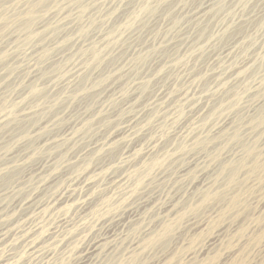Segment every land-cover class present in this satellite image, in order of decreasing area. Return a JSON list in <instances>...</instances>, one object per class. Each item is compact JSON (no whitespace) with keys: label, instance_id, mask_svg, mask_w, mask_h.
I'll list each match as a JSON object with an SVG mask.
<instances>
[{"label":"bare ground","instance_id":"obj_1","mask_svg":"<svg viewBox=\"0 0 264 264\" xmlns=\"http://www.w3.org/2000/svg\"><path fill=\"white\" fill-rule=\"evenodd\" d=\"M84 1L87 2L86 0H84ZM125 1H127V0H125ZM132 1L133 0H131L130 2H132ZM161 1L164 2L165 0H141V2L139 0L138 2H140V3L137 4L138 5L137 9H139V11L151 14V13H153L154 10H156L155 8L157 7V5H160ZM226 1L227 0H204L202 2L200 1L201 3H199V5L197 7L195 6L194 9H190V10L187 9L188 11H186V9L184 11L181 8L179 9V12L184 15V17H183L185 19L184 23H187V26L185 28L176 30V31H182L181 39L171 37V39L169 40V37H168L169 41L167 40L166 44L164 43L166 46H169L170 50L173 49L175 51V52H173L171 58H168L167 60L161 62V60H159V58H157L158 51H156L154 49V47H151L152 45L147 44L143 48L138 47L140 49H137V47L135 45L140 41H138L135 45H132L130 47L129 46L125 47L126 44L124 45V43H121L119 45V43H120L119 42V43H117V45H114L112 47L110 54H113L114 52H118L119 50H122V49H123V51L125 49H129V56L126 55V57L124 59L123 58L118 59L119 57L116 59V57L118 55L108 57L109 58L108 60L110 61L109 62L107 60L108 63H110L109 68L107 69V71H105V73H102L99 76H97L96 72H95L94 74L97 77H95V76L93 77V72L95 70H97L98 66L103 62L104 56H105L104 54H102L99 51V49H97V47H99V46L102 47V42H103L104 38L100 32L99 33L96 32L95 34L94 33L92 34L90 39H88V36H87L88 40L83 39L82 36L87 35V30H86L87 27L84 29V28H81L82 26L80 28H76L74 26L76 29L71 28L72 30L69 29V30L63 32V35H61V37L59 35V38H57L55 42L53 40H51L52 42H48L46 45L43 44L44 45V46H42L43 55H40V58L38 60L36 58V60H37L36 62L34 61L35 58L33 60H31L32 57H36V56H32V54H35V52L31 54V58L29 57L30 54L28 55V51H24L23 54H20V52H19V54H12L10 57V55H8V54H10V53H8L9 51L7 52V50L4 47H3L4 49L1 47L2 43L0 41V64H1V69H0V95H1V99H0V180L3 179L4 177L9 176L8 180L5 181L4 184L0 185V264H123L124 261L127 259H129L128 260L129 262L127 261L128 264H139L142 262L141 259L144 256H146L150 251L153 250V247L155 244H157L158 242H161V240L164 239L165 237H168L169 234L170 235L172 234V232L174 230L173 226L175 227V225L178 221V220L175 221L172 217L175 218L176 215L174 216V214L179 213L178 212V205H179L180 201L185 196H187L188 192L191 191V194H197L200 191L201 194L198 193V194H200L199 199H200L201 203H203V204H205L209 200H212L213 198H218V197L223 198L225 196L224 198L225 199L228 198V199H226L228 201H227V205L224 206V209L222 208L223 210H220L222 212V214L226 209L233 208L236 206L237 202L240 200V198H242V194L240 193L241 190H239V193H238V192L232 191V190H234V188L232 190H230L229 187L230 186H232V187L236 186L237 185L236 183L238 181H240V180L237 181L238 174L245 173V175L249 177L251 174L259 173L258 172L259 170L264 171V155H261V153L259 152L260 150L257 151V148H256L257 146H255V144L257 142L254 143L251 141L252 143H250V144H248V143L242 144V143H240L241 140L239 141V139L241 137V136L239 137V135H240L239 132L240 131L242 132V130L239 131V129L243 125L242 124L243 119L241 117L240 118L237 117L238 119H234V117H233L234 114L232 116H231V114H226V116L220 117L222 119L215 122L207 131L208 135H210V137H213L214 139L219 138V136H218L219 134H223L224 138H222V139L224 140V147L225 146L228 147V145L231 142L233 144L235 143L234 145H236L237 143H238V145L240 144L242 154L239 155V153H237L239 155V156L237 155L239 158L235 157L236 158V160H235V159H233L234 158L233 155H232V157L229 155V157H231L233 160H231V158H230V160L227 162L226 161L222 162V160L219 161L218 158H220L219 156L223 152L222 149H224V148L218 149L214 154L212 153V151L210 154H208V152L205 154L204 153H202V154H191V155L186 154V156L184 157L185 160L180 162L177 165V167L174 168L173 173L171 172V174L173 175V178L171 176H168V175L165 176L164 174L166 173V171L165 172L162 171V169H164L163 167L165 165V162L171 157V155H169V151L175 150V149L180 151L181 148H183L187 144V142L190 141L191 139L197 140L195 143L193 142L194 143L193 148H196V150L198 149V151H205L206 150V148L208 147L207 145H209V143H210L209 140L199 138L194 133L195 131L193 132V128L196 125L197 119H199L200 121H206L208 118L216 116L218 114V110H219V107H217V106H212V107L208 106V101L210 99L207 97H210V95L215 97V95L217 94L216 91H213V93L215 92L216 94L211 93L212 92L211 88L207 89L206 94H202V93L195 94L194 91H191L192 89L195 88L194 83L189 84V87L191 88L190 89L189 87L186 88V86L185 87H183V86L179 87L180 84L182 83L181 82L179 84V86L176 89H174V84L178 83V81L180 80V77L182 75H184L182 73L184 71H182V69L180 67V62L184 61V59H185L184 55L186 54V52H188L190 50L191 46L193 45L192 47L194 48L195 46H198L200 44L204 45V48L199 53H195L194 55L196 56L197 59L200 58L201 56H204V55L207 56V59L209 58L207 65H205V66H207V70H206L205 74L208 76V78L210 77L209 81L213 82V86L214 87L216 86L215 88L220 89L219 93L221 91H223L221 96H223V95L225 96V94L230 95V96L229 95L228 96L232 99V103L230 104L231 106H229V107H232V108H233V106H235V103H236L237 97H238V89H236V85L239 84L243 79V78H239V77H242L245 75V73L247 72L246 69H248L247 67L249 66V68H250V65L252 63L254 64V59L259 55V52L253 51L252 55H249V56L246 55L247 57H244L242 55V57L240 58L238 55L246 52L248 50V48L250 47L252 41L250 42V39H247V36H248L247 33H246L247 35L242 34V35L236 36L239 33V31H238V33L235 32L236 35H234L232 33V31L234 32L238 28H241V26H243V24H249V22L253 21L254 19H259L260 14L264 11V0H252L253 1L252 4H254V6H253L254 9L250 10L249 7H247L250 10V12H246L247 15L244 14L241 17L238 16L239 17L238 19L235 18V22H233L231 25L218 24L217 23L218 21H214V18L216 17V14L221 9L224 10L225 6L227 5ZM241 1H238V3ZM89 2L87 4H89ZM119 2H118V4H119ZM25 3L26 2H24V4ZM53 3H55V2L53 1L51 3L49 0H33L32 6L28 3L27 8L25 6L26 9H24V12H20V13L18 12L17 16H20L22 18V21H23V23H21L20 25H22V27H23L21 29H23V31H24L23 35L25 36V41L30 42L32 39H35V38L42 39L43 34L45 32L47 33L50 31V29H49L50 27L52 28L51 32H53L54 34L58 33L59 31L61 32V30H58L59 29L58 26L52 27V24H54V23H52V24L49 22L48 23H41L42 21L39 23V21L41 20L40 17L42 16V14L44 13L43 16L46 17L45 15H47V13L52 9V7H54V5L52 6ZM93 3L94 2H92V4ZM121 3H120V5H121ZM245 3H248V2H244V4ZM22 4L19 3L20 6ZM60 4H61V1L59 3V6H56L57 5L56 4L55 7H60ZM109 4H111V3H109ZM115 4L116 3H114V5ZM125 4L126 3H124V5ZM128 4H130V3H128ZM239 4H241V3H239ZM250 4H251V2H250ZM78 5H80V4H78ZM78 5H77V7H78ZM132 5H133V3H132ZM163 5H165V4H163ZM168 5H169V3H168ZM104 6H105V4H104ZM117 6H119V5H117ZM129 6H131V5H129ZM23 7H24V5H23ZM23 7H21V8H23ZM121 7H123V6H121ZM131 7H129V8H131ZM177 7H178V2L176 4V6L173 7L174 9H172V10L173 11L176 10ZM239 7H240V5H239ZM18 9L16 8V10H18ZM56 9H58V8H56ZM66 9H67V7H66ZM20 10L21 9H19V11ZM61 10L59 9L58 11H61ZM68 10H70L69 6H68ZM101 10H102V8H101ZM118 10H119V8H118ZM122 10H124V9H122ZM131 10H132V8L130 9V11ZM163 10H166V9H163ZM236 10L237 9H235V11ZM240 10H241V8H240ZM109 11H111V9ZM126 11H129V10L126 9L125 12ZM139 11H137V12H139ZM229 11H231V10H229ZM235 11L234 12L232 11V12L236 13L237 11L236 12ZM238 11H239V9H238ZM3 12H6V11L1 10V12H0V31L2 29L4 30V28H8V30H10L9 29L10 26H8V24L10 23L11 18H9L10 20H8V17H7L8 15L5 16L6 13L4 15V14H2ZM121 12H123V11H121ZM134 12H133V14H134ZM166 12H168V15H170V10H167ZM174 12H176V11H174ZM50 13H51V11H50ZM52 13H54L53 9H52ZM111 13H112V11H111ZM129 13L130 12H128V14ZM154 13H156V11ZM230 13L231 12H229L228 14H230ZM113 14H114V12H113ZM160 14H162V12ZM92 15H94V14H92ZM118 15H120V14H118ZM154 15H156V14H154ZM221 15H223V14H221ZM48 16H50V15H48ZM53 16H55V15H53ZM69 16H70V14H69ZM90 16H87V18H89ZM114 16H113V18H114ZM135 16H137V15H135ZM82 17H81V19H82ZM104 17H103V20L104 19L106 20V16H104ZM227 17H229V16H227ZM261 17H262V15H261ZM15 18H18V17H15ZM21 18H19V19H21ZM39 18H40V20H38ZM48 18H50V17H48ZM74 18H76V17H74ZM118 18H117L118 21L122 19V18L121 19H118ZM132 18H131V20H132ZM170 18H169V20H170ZM232 18H234V17H232ZM62 19H66V17L64 18V16H63ZM69 19H70V17H69ZM125 19H126V21H129V20H127V18H125ZM162 19H163V16H162ZM205 19H208V20L206 21ZM223 19H226V18H223ZM16 20H18V19H16ZM43 20H45V19L43 18ZM72 20H75V23H77L76 19H72ZM117 20H115V21H117ZM220 20H222V18ZM227 20H229V18ZM14 21H15V19H14ZM85 21H87V19ZM136 21H138V20L136 19ZM171 21L175 26H177V25L181 24V22H183L182 17L179 14L178 15L173 14ZM37 22H38V24H37ZM54 22H56V20ZM60 22H61V20H60ZM66 22H65V24H66ZM111 22H113V21H111ZM111 22H109V23H111ZM150 22H151V20H150ZM262 22H264V21L262 20ZM98 23H100V21ZM109 23H107V26ZM252 23H254V22H252ZM67 24H69V22ZM86 24H87V22H86ZM101 24H102V22H101ZM104 24L106 25L105 22H104ZM115 24H113V25H115ZM158 24H160V23H158ZM158 24L157 25L152 24V25H154V27H155V26H158ZM73 25H74V23H73ZM90 25L92 26V24H90ZM117 25L118 24H116V27H117ZM239 25H241V26L237 27ZM17 26H16V28H17ZM110 26L109 27L111 28V31H112V29H114V28L111 24H110ZM99 27H98V29H99ZM166 27H167V25H166ZM180 27L178 26V28H180ZM244 27H246V26H244ZM251 27H253V26H251ZM251 27H249V28L251 29ZM259 27H260V25L258 26V28ZM68 28H70V27H68ZM105 28H106V26H105ZM130 28H132V27H130ZM116 29L118 31V28H116ZM247 29H248V27H247ZM247 29H246V31H247ZM3 30H2V32H3ZM11 30H13V29H11ZM156 30L157 29H155V31ZM260 30H262V29L260 28ZM89 31H90V29H89ZM93 31L94 30H92L91 32H93ZM166 31H164V33ZM10 32H12V31H10ZM136 32H139V31H136ZM153 32H154V29H153ZM190 32H194V35H192V36L196 37L195 38L196 42L195 41L190 42L189 41L190 38L185 37V35H190ZM120 33H121V31H120ZM148 33H149V31H148ZM159 33H162V32L159 31ZM227 33H229V35H231V33H232L236 37H234V38L232 37L233 39L228 37L229 39H231V40H229L230 41L229 44L227 43L228 44L227 46L223 47L220 51H217L216 48L214 47V46H216V45H214L216 43L213 44V42L218 38L219 35L224 34L221 37V38H224V36ZM68 34H70V35L68 36ZM170 34H172V33H170ZM260 34H259V36L262 37L263 33H262V35H260ZM115 35H116V33H115ZM161 35H164V34H161ZM229 35H227V36H229ZM0 36H2V35H0ZM3 36H4V34H3ZM46 36H48V35H46ZM78 36H79V38H78ZM107 36H109V35H107ZM107 36L105 38H107ZM143 36H144V34H143ZM143 36L141 35L140 37H143ZM5 37H6V35H5ZM76 37L78 39H81V41H80L81 43H80L79 47L76 45V47H78L76 50H73L71 47L66 52L55 54L54 49L56 48V50H57V47H59L61 44L62 45H67V44L70 45V43L71 44L77 43L79 40ZM114 37H116V36H114ZM128 37H130V36H128ZM12 38H9V39H12ZM44 38H46V37H44ZM160 38H162V37H160ZM254 38H255V36H254ZM38 39H35V41L38 42ZM50 39H52V38H50ZM7 40H8V38H7ZM152 40H154V39H152ZM217 40H219V39H217ZM255 40H256V38H255ZM25 41H24V44H25ZM122 41H124V40L122 39ZM142 41H143V39H142ZM151 41H150V43H151ZM261 41H263V40L261 39ZM132 42H131V44H132ZM18 43H20V42H18ZM156 43H159V42H156ZM106 44H108V41H106ZM106 44L104 43V46ZM140 44H141V42H140ZM224 44L226 45V42ZM2 45H4V44H2ZM6 45H8V44L6 43ZM156 45H158V44H156ZM8 46H6V47L8 48ZM15 46L19 48V46H17L16 44H15ZM29 46H30V44H29ZM29 46H27V49ZM138 46H139V44H138ZM16 47H14V48H16ZM34 47H36V46L34 45ZM212 47H213V49H212ZM18 48L16 50H18ZM73 48H74V46H73ZM120 48H122V49H120ZM148 48H149V50H148ZM32 49H35V48H32ZM261 49H263V52H262L263 54H261V55H264V44L261 46ZM58 51L59 50H57V52ZM85 51L89 52L88 57L91 59V61L88 64L83 63L85 65V70H86L84 73V66L81 63H79V61L77 59L72 60V57L76 53L85 54ZM143 51H144V53H142ZM32 52H33V50H32ZM248 52L249 51H247V53ZM217 53H219V54H217ZM260 53H261V51H260ZM167 55H166V57H167ZM122 56H123V54H122ZM187 56H188V54H187ZM86 58H87V54H86ZM235 58L239 59L240 61L237 62ZM259 58H260V56H259ZM111 59L112 60L116 59V60L112 61ZM162 59H163V57H162ZM197 59H195V61H197ZM202 59H205V58H202ZM159 61L161 63H159ZM132 62H133V64L136 63L137 66H139V65L143 66V68H144L143 73H139L137 75L135 74L133 76L132 75H130V76L126 75L127 77L123 76V73L124 72L126 73V71L130 69L128 65H131ZM201 62H203V61H201ZM189 64H191V63L189 62ZM198 64H199V62H198ZM255 66H256V64H255ZM106 67H104V68H106ZM102 68H103V66H102ZM173 68H176V70H178V75L176 73L173 74L174 72L172 73V71H170ZM203 68L204 67H202L200 69L203 70ZM62 69H63V74L60 72V71H62ZM138 69L139 68L137 67L136 71L135 70L134 71L137 72ZM202 70H200V72H198V73L195 72V70H194V72L199 74V73H201ZM196 71H197V69H196ZM100 72H102V71H100ZM194 72H191V73L194 74ZM251 72L252 71H250L249 74H251ZM15 73H16V75L14 76ZM167 74H168V78H167L166 82L171 84L172 87H170V85H169V86H166V87H168V89L167 88L162 89L163 84H161L160 80L163 77H166ZM200 75H198V76H200ZM206 75L204 76V74H203L202 76L207 78ZM261 75H262V73H261ZM114 77H115V79L120 80L123 83L122 87L120 86L121 88H117L115 86L116 87L115 89H117V90L112 89L111 86L113 84L109 83L114 79ZM193 77H195V76H193ZM247 77H248V75H247ZM260 78H258V79H260ZM80 79L84 81L83 84H81L80 82L78 84V80H80ZM151 82H153L155 84H158L160 82V85H158L154 90L152 89V92L150 90L151 93L145 99L141 98L140 95H144L143 91L146 88H150L149 84H151ZM203 82L204 81H202V83ZM256 83L259 84V82H256ZM118 84L120 85L121 83H118ZM197 84H199V82ZM202 85H203V87L205 86L204 83ZM151 86H152V84H151ZM203 87H202V89H204ZM196 88H197V85H196ZM200 89H201V87H200ZM242 90H243V88H242ZM251 91H252V89L250 90V92ZM89 92H91V93L93 92L95 94V96L92 95V99L93 98L94 99L92 100L91 103L85 104L86 106H83V108H81V110L79 109V111H77V112L76 111L74 112V110L73 111L69 110V108L71 107V104L74 103L75 100L76 101L79 100L78 98H81V96H83L85 94H89ZM263 92L264 91H262V93ZM7 93H8V95H7ZM28 95L32 96V97H41L44 99V100H42V101H44V103L38 102L37 104L36 103L33 104V102L32 103L29 102L30 99L26 101L25 97ZM145 95H147V93ZM221 96H219V97H221ZM248 96H250V95H248ZM219 97H217V98H219ZM223 97L220 98L219 100L216 98V100L219 101L218 102L219 105L226 103L224 101ZM250 98H252V97L250 96ZM250 98H246V99H250ZM258 98H259V95L256 94V98H254L253 103H251L252 106L254 105L255 108L258 109V110L255 109L257 111V113L255 112L256 114L254 116L252 115L254 118L251 116L252 119L250 120V124L251 125L253 124L254 125V126L252 125L253 127H255L256 125L262 124L261 122L264 119V104L261 105V103L263 102L264 99L263 98L258 99ZM216 100H215V102H216ZM243 102H244V100H243ZM84 103H83V105H84ZM6 104H9L8 106H10V109L8 108V106H6ZM236 104H238V103H236ZM244 104H245V102H244ZM60 107H61V109H60ZM184 107H186L189 110L190 114L189 115L185 114L186 116H189V117H186V116L183 117L182 116L183 118L181 117V119L178 122L173 120L172 117L175 116L174 114L177 112H182ZM242 107L240 106V108H242ZM77 108H79V107H77ZM247 109H248V106H247L246 110ZM236 110H238V109H236ZM242 110H243V108H242ZM243 111H245V109ZM253 112H254V110H253ZM233 113H235V112H233ZM239 114L240 113L238 112V115ZM248 115H246V113H244L243 116L248 117ZM170 118L172 120H169ZM62 122L65 123V125L63 127L60 126ZM167 123H169L170 126L167 127V125H166ZM98 124H101L103 126H107V128H108L109 124L111 126H110V129L108 128V130H106L107 132L103 136H99V133H101L102 131L100 132V128H99V126H97ZM201 124H202V122H201ZM148 126L151 128H154L155 134L157 133L156 136L152 137L151 134H147L148 131L146 130V127H148ZM198 126H199V124H198ZM204 127H206V126H204ZM230 127H231V129H229V131L230 130L231 131L225 132V131H227L226 129H228ZM245 127H246V125H245ZM247 127H249V125ZM259 127H261V126H259ZM247 130H249V128ZM259 130L261 131V128ZM197 131H199V130H197ZM204 131H205V129H204ZM223 131H224V133H221ZM260 131H257V132H260ZM189 132H190V134H189ZM150 133H154V132L150 131ZM202 133H203V131H202ZM242 133H244V131ZM246 133H248V131ZM253 133H254V131H253ZM246 136H247V134H246ZM220 138H221V135H220ZM249 139L251 140V138H249ZM211 140L212 139H210V141ZM254 141H257V140H254ZM259 141H260V139H259ZM261 141H262V139H261ZM166 143H169V145H170L169 149L166 148V146H165ZM222 144H223V142H222ZM262 144H264V143H262ZM211 145H213V144L211 143ZM260 146H261V144H260ZM209 147H210V145H209ZM215 147H217V146H215ZM210 149L212 150V148H210ZM238 149H240V148H238ZM258 149H260V148H258ZM115 150H116L115 156L113 155L114 153L112 154L113 158H111L110 160L108 159V161H104L101 164H97L98 161L101 162L106 157L110 158V156H108L109 153H111L112 151H115ZM228 150L229 149H227L226 151H228ZM241 150H238V151H241ZM182 152H183V149H182ZM234 152L235 151H233V153ZM221 155H223V154H221ZM36 156L38 157L39 162L36 165H34V167H33V165H30V160L35 158ZM227 158H228V156H227ZM172 160H170V161H172ZM248 160H250L251 164H248V162H247ZM214 161H218L219 165H220L219 170H217L218 172L216 171L217 172L216 174L214 172L211 173L213 170L211 172H210V170H207L208 165H209L208 162H214ZM93 163H96V164H93ZM173 167H172V169H173ZM216 167L217 166H215V168ZM207 171L210 172V175H212V176L210 177V175H209L208 178H210V179L205 178V180L210 182L211 185L208 182H205V181H202L199 179V176H201V178L204 179ZM225 171H226V173L228 172L229 174H227V177H225L226 182H224L223 185L220 184L221 190H218L219 188L217 189L215 186L218 183V181H220L221 176L222 177L226 176V175H223V174H225ZM242 178L245 179V176H243ZM222 182H223V180L221 181V183ZM246 182L250 183L251 180H250V182H248V181H246ZM257 183H256V185H258ZM259 183H261V182H259ZM244 184H245V181H242V183L240 185H238L237 188L235 187V189H236L235 191H237L239 188L241 189V188L245 187ZM261 184H263V183H261ZM217 185H219V184H217ZM253 185H255V183ZM158 186H161L162 189H160L158 191V193L155 194V192H157L156 188ZM261 186L263 187V185H261ZM249 187H251V186H249ZM146 188H151V190L149 189L150 191L148 192V189H146ZM246 188H247V186H246ZM142 189H146L150 195H147V193L145 194L146 196H144L143 194H140L142 192H145V190L143 191ZM172 190H173V192H175L174 194L170 192ZM242 190H244V189H242ZM245 191H243V192H245ZM253 191L254 190L252 189V192ZM169 193H171L173 195H172V197H170L169 199L166 200L167 196L170 195ZM229 193H231L230 197L228 195ZM246 193H248V191H246ZM263 193L264 192L262 191V194ZM244 194H243V197H246L247 195L244 196ZM257 194L259 195V193H257ZM139 195H141V196L137 197ZM157 195H159V197ZM251 195H252V197H251V199H252L253 194L251 193ZM191 196H193V195H191ZM191 196H189L187 198V200L185 201V203L182 204V206H183V207L181 206L182 210H187L188 208H189V210L192 209L191 204L193 203V201H192V203L190 201L193 200L194 198ZM254 196H256V195H254ZM259 196H261V194ZM262 198H263V196H262ZM184 199H186V197ZM197 200H198V198H197ZM182 202H184V201H182ZM210 203H212V202L210 201ZM242 203H243V201H242ZM243 204H245V203H243ZM249 204H251V203H249ZM249 204L246 206H250ZM241 205H240V207H241ZM254 205H255V203H254ZM259 205H261L260 199H259ZM196 207L198 208V207H200V205L196 206ZM196 207H195V209H196ZM216 207L217 206H215V208ZM219 207L220 206H218V208ZM236 207H238V206H236ZM242 207H243V205H242ZM253 208H254V206H253ZM220 209H221V207H220ZM247 209H249V207H247ZM215 211H216V209H215ZM215 211H214V213H215ZM235 211H239V209L234 210V212ZM249 211H250V209H249ZM183 212L187 213V211H183ZM183 212H181V215L183 214ZM192 212H193V210H192ZM218 212L219 211L217 210V213ZM218 214H220V213H218ZM222 214H220V216ZM232 214H234V213H232ZM257 214L260 215L259 213H257ZM177 215H179V214H177ZM181 215H179V216H181ZM209 215H210V213H209ZM212 215L213 214H211L210 216H212ZM258 215H257V217H259ZM122 216L125 217V220H122ZM191 216H192V214H191ZM213 216H215V215H213ZM252 216H254V215H252ZM154 217H156L155 221H153V222H155V224L153 223L152 225H154V226L158 225V228H156V229H153V227L150 226V224H149V223H152L149 221V219H153ZM182 217H184V216L182 215ZM203 217H201V218H203ZM250 217H249V219H250ZM206 218H208V217H206ZM171 219H172V221L174 220L175 222L170 221ZM183 219H187V218L184 217ZM195 219H196V217H195ZM218 219L219 218L217 217V220ZM246 219H247V217H246ZM251 219H252V217H251ZM242 220H245V219H242ZM191 221H192V219H191ZM216 221H215V223H216ZM220 221L222 222V220H220ZM226 221H227V219H226ZM228 221H229V223L231 222L230 220H228ZM228 221H227V223H228ZM170 222H172L174 224L172 225ZM180 222L181 221H179L178 223H180ZM187 222H188V220H187ZM195 222H196V220H195ZM243 222H241V223H243ZM121 223H122V225H121ZM250 223L251 222H249V225H250ZM187 224H189V223H187ZM191 224H193V223H191ZM212 224H213V222L211 223V225ZM220 224H222V223H220ZM258 224H257V226H259ZM116 225L122 226L121 229L119 228L120 230L115 231L116 229L114 226H116ZM206 225H208L206 220L204 221V220L199 219L198 223L196 222L192 226H190L191 228L190 227L188 228L189 233L191 231L190 236L191 235L194 236V234L200 235V233H198V232L202 233V230H204V228H206ZM217 225H219V224H217ZM224 225H225V222H224ZM246 225L248 227V224H245V226ZM253 225L255 226V222ZM261 225H263V224L261 223ZM112 226L115 230L112 228ZM149 226H150V228L152 227L153 230L149 229ZM219 226H221V225H219ZM245 226L243 224H241V225L237 226L236 228H233L232 230H231L232 225L229 226V224L227 226H224V227L222 225L220 229L215 227L219 231L213 230L216 233L212 232L213 233L212 238H209L207 241H205L203 246L200 245L199 250L190 253L191 249L190 250L188 249L189 251L184 249V252L186 250L188 253L185 252L187 254H185L183 257H179L180 253H178V251H174V249H173L171 252V250H169L170 254L166 255L164 253L165 256H162V257H161V255H159L161 258L154 264H179L181 262H183L184 264H199L198 262L203 261V260H204L203 262H205V258L210 257V254H212L213 252L216 253L218 250H221L220 248L223 247L224 245H227V244L230 245L229 243L225 244L226 239H224L226 232L229 231V229H230V231L235 232L236 234L238 232V235L240 234L239 238L242 239V236L244 234L243 231L246 232V230H244V229H246V228H244ZM249 228H250V226H249ZM252 228H250V229H252ZM255 228H256V226H255ZM256 229H258V228H256ZM208 230H209V228H208ZM138 232H140L141 234H139ZM203 232H205V231H203ZM136 233H138V234L135 235ZM179 233H181V232H179ZM212 233H209V234L212 235ZM229 233L230 232H228L227 235ZM184 234H186V233L184 232ZM173 235H174V232H173ZM177 235L178 234H176V236ZM187 235H188V233H187ZM227 235H226V237H227ZM252 235H253V232H252ZM193 236H191V237H193ZM232 236H234V235H232ZM263 236H264V233H263ZM230 237H231V234H230ZM230 237H228L227 239H229ZM247 238H248V236H247ZM192 239H190V240H192ZM249 239H248V241H249ZM233 240L230 239V241H233ZM180 241H181V239H179L178 246L180 244ZM185 241H187V240H185ZM235 241H236V239H235ZM184 242H182V243L184 244ZM226 242H227V240H226ZM262 243H263V241H262ZM192 244H194V243H192ZM238 244H235V245H238ZM176 245L177 244H175V246ZM240 245H238L237 247H239ZM244 245L245 244H243L242 246L244 247ZM175 246H173V247H175ZM246 246H247V244H246ZM256 246H257V244H256ZM182 247L184 248V246H182ZM182 247L180 246V247H178V249L182 248ZM194 247H195V244H194ZM232 247H234V245ZM185 248H186V246H185ZM187 248H191V247L189 246ZM229 248H231V247H229ZM192 249H193V246H192ZM226 250H229V249H226ZM226 250H224V251H226ZM238 251H240V250H238ZM165 252L167 253V251H165ZM233 252H236V251L234 250ZM181 253H182V251H181ZM219 253H220V251H219ZM228 253H232V252L230 251ZM236 254H238V253H236ZM254 254H256V253L254 252ZM162 255H163V253H162ZM222 255H224V254H222ZM159 256H158V258H159ZM219 256H220V254H219ZM230 257H232V256L230 255ZM226 258H229V257H225L224 259H226ZM260 258H262V257H260ZM221 262H223V261H221ZM229 263H231V262H229ZM143 264H145V263H143ZM203 264H205V263H203ZM225 264H227V262ZM253 264H264V261L261 260L257 263L255 261V263H253Z\"/></svg>","mask_w":264,"mask_h":264},{"label":"rangeland","instance_id":"obj_2","mask_svg":"<svg viewBox=\"0 0 264 264\" xmlns=\"http://www.w3.org/2000/svg\"><path fill=\"white\" fill-rule=\"evenodd\" d=\"M51 3L54 1L55 3H53L52 4V6L54 5V7H52V9H53V12L54 13H52V9L50 10L51 11V13H50V11L47 13V15H45L46 17H44L43 15H44V13L42 14V16L40 17L41 18V20H40V18L38 19V20H40L39 21V23L41 22V23H54V24H52V27H54V26H58V30H61V32L59 31L58 33H53V32H51V27L49 28L50 29V31L49 32H45L44 34H43V38L42 39H38V38H35V39H38V42L37 41H35V39H32L30 42H28V41H25V36L23 35L24 33V31H23V29H21V28H23L22 27V25H20L21 23H23V21H22V18L20 17V16H17L18 15V12L20 13V12H24V9H26L27 8V6H28V3L32 6V2H33V0H0V12H1V10H4V11H6V12H3L2 14H4L5 15V13H6V15L5 16H7L8 17V20H10L9 18H11V20H10V23L8 24V26H10L9 27V29L10 30H8V28H4V30H3V32H2V30L0 31V35H2V36H0V41H1V43L2 44H4V45H2L1 44V47L3 48H5L6 50H7V52L8 53H10V54H8V55H10V57H11V55L12 54H19V52H20V54H23V52L24 51H28V55L30 54V58H31V54L32 53H34L35 52V54H32V56H36V57H32V59L31 60H33L34 58V61L36 62L39 58H40V55H43V52H42V46H44V45H46L48 42H52L51 40H53L54 42L56 41V39L57 38H59V35H60V37H61V35H63V32H65V31H67V30H72L73 28L74 29H76V28H80L81 26V28H86V30H87V35L86 36H82V38L83 39H87V36H88V39H90V37L92 36V34L94 33H96V32H100L101 34H102V36H103V38H104V40H103V42H102V47L101 46H99V47H97V49H99V51L102 53V54H104L105 56H104V60H103V62L98 66V68H97V70H95L94 72H93V77L95 76V77H97V76H99L100 74H102V73H105V71H107V69L109 68V65H110V63H108V57H112V56H117L116 57V59L118 58V59H124L125 57H126V55H128L129 56V49H125L124 51H123V49L122 48H120V49H122V50H119L118 52H114L113 54H110V52H111V49H112V47L114 46V45H117V43H119V45L121 44V43H124V45H125V47H127V46H132V45H135L138 41H140L141 42V44H140V42H138L135 46L137 47V49H140L141 47L143 48L144 46H146L147 44L148 45H152L151 47H154V49L156 50V51H158V54H157V58H159V60H161V62H163V61H165V60H167L168 58H171V56H172V54H173V52H175L173 49H169V46H166L165 44H166V42H167V40H168V37H169V40L171 39V37L172 38H179V39H181V33H182V31H176V30H179V29H182V28H185L186 26H187V23H184V15L183 14H181L180 12H179V9L181 8V9H183V11L186 9V11H188V10H190V9H194L195 8V6L197 7L198 5H199V3H201L202 1H204V0H165L164 2L163 1H161L160 2V5H157V7L155 8L156 10H154L153 11V13L156 11V13H154V14H156V15H154L153 13H151V14H149V13H145V12H142V11H139V9H137L138 8V5L137 4H139L140 2H141V0H140V2H138L139 0H133L132 2H130L129 0H127V1H125V0H91L92 2H94L93 4H92V2L90 1V0H86L87 2H85L84 0V2L82 1V0H60L61 1V4H60V7H55V5L56 6H59V3H60V1L59 0H49ZM58 1V2H57ZM81 1V2H80ZM90 1V2H89ZM104 1V2H103ZM106 1V2H105ZM119 2V4H118V2ZM126 3L125 5H124V3ZM136 1V2H135ZM183 1V2H182ZM201 1V2H200ZM228 1V2H227ZM226 1V6H225V8H224V10H220L217 14H216V17L214 18V21H218L217 23L218 24H225V25H231L233 22H235V18H239V17H241L242 15H247L246 14V12H250V10L251 9H254V4H252L253 3V1L251 0H227ZM233 1V2H232ZM238 1H241V2H239V3H241V4H239L238 3ZM24 2H26L25 4H24ZM28 2V3H27ZM63 2V3H62ZM89 2V4H87ZM99 4H98V3ZM116 3L115 5H114V3ZM123 4H122V3ZM138 2V3H137ZM177 2H178V7H177V9L176 10H174V11H176V12H174L172 9H174L173 7H175L176 6V4H177ZM244 2H248V3H245L244 4ZM250 2H251V4H250ZM16 3V4H15ZM19 3H23L21 6L19 5ZM65 3V4H64ZM98 5H97V4ZM105 4V6H104V4ZM109 3H111V4H109ZM120 3H121V5H120ZM128 3H130V4H128ZM132 3H133V5H132ZM162 3V4H161ZM168 3H169V5H168ZM176 3V4H175ZM18 4V5H17ZM64 4V5H63ZM78 4H80V5H78ZM85 4V5H84ZM103 6H102V5ZM113 4V5H112ZM128 4V5H127ZM163 4H165V5H163ZM172 4V5H171ZM234 4V5H233ZM23 5H24V7H23ZM69 6V9L70 10H68V6ZM77 5H78V7H77ZM82 5V6H81ZM100 5V6H99ZM117 5H119V6H117ZM127 5V6H126ZM129 5H131V6H129ZM239 5H240V7H239ZM242 5V6H241ZM16 6V7H15ZM25 6H26V8H25ZM75 6V7H74ZM108 6V7H107ZM121 6H123V7H121ZM125 6V7H124ZM137 6V7H136ZM166 6V7H165ZM236 6V7H235ZM20 7V8H19ZM21 7H23V8H21ZM64 7V8H63ZM66 7H67V9H66ZM75 10H73L72 8ZM86 7V8H85ZM107 7V8H106ZM111 7V8H110ZM113 7V8H112ZM128 7V8H127ZM129 7H131L132 8V10L130 11V9L131 8H129ZM160 7V8H159ZM172 7V8H171ZM187 7V8H186ZM233 7V8H232ZM239 7V8H238ZM245 9H244V8ZM247 7H249V9L247 8ZM16 8L18 9H21L20 11H19V9L18 10H16ZM56 8H58V9H56ZM83 8V9H82ZM85 8V9H84ZM89 8V9H88ZM101 8H102V10H101ZM116 8V9H115ZM118 8H119V10H118ZM124 9V10H122V9ZM128 9L129 11H126L125 12V10L126 9ZM159 8V9H158ZM171 8V9H170ZM240 8H241V10H240ZM247 8V9H246ZM61 10V11H58V10ZM77 9V10H76ZM82 11H80V10ZM107 9V10H106ZM111 9V11H112V13H111V11H109ZM134 9V10H133ZM163 9H166V10H163ZM188 9V10H187ZM235 9H237L236 11H235ZM238 9H239V11H238ZM64 10V11H63ZM89 10V11H88ZM139 11V12H137V11ZM164 12H163V11ZM167 10H170V15H168V12H166ZM229 10H231V11H229ZM243 10V11H242ZM247 10V11H246ZM88 13H87V12ZM93 11V12H92ZM98 11V12H97ZM118 13V14H120V15H118L116 12ZM121 11H123V12H121ZM136 13H135V12ZM235 11L236 13H233V12ZM59 12V13H58ZM62 14H61V13ZM65 12V13H64ZM90 12V13H89ZM102 14H101V13ZM113 12H114V14H113ZM121 12V13H120ZM128 12H130L129 14H128ZM133 12H134V14L135 15H137V16H135L134 14H133ZM162 12V14H160ZM174 12V13H173ZM179 12V13H178ZM229 12H231L230 14H228ZM241 12V13H240ZM64 13V14H63ZM124 13V14H123ZM138 13V14H137ZM141 13V14H140ZM164 13V14H163ZM59 14V15H58ZM61 14V15H60ZM69 14H70V16H69ZM87 14V15H86ZM92 14H94V15H92ZM108 14V15H107ZM173 14H179L181 17H182V21L183 22H181V24H179V25H177V26H175L173 23H172V16H173ZM221 14H223V15H221ZM237 16H236V15ZM239 14V15H238ZM264 11L260 14V18L259 19H254L253 21H250L249 22V24H243V26H241V25H239V26H237V27H240L241 26V28L243 29H241V28H238L236 31H232V33L234 34V35H236L235 34V32L236 33H238V31H239V33L236 35V36H239V35H242V34H248V36H247V39H250V42L252 41V43H251V45H250V47L248 48V50L247 51H249L248 53H247V51L246 52H244V53H241V54H239L238 56L241 58L242 57V55L244 56V57H247V56H249V55H252V52L253 51H255V52H259V55L254 59V64L252 63L251 65H250V68H249V66L247 67L248 69H246L247 70V72L245 73V75L244 76H242V77H239V78H243L242 79V81L239 83V84H237L236 85V89H238V97H237V101H236V103H238V104H236L235 103V106H233V108L232 107H229V106H231L230 104L232 103V99L229 97L230 95L229 94H225V96L223 97V96H221L222 95V92L223 91H221L220 93H219V91H220V89L219 88H215L214 86H213V82L211 81H209L210 80V77L208 78V76L205 74V72H206V70H207V66H205V65H207V62H208V60H209V58L207 59V56L206 55H204V56H201L200 58H196V56L194 55L195 53H199L203 48H204V45L203 44H200V45H198V46H195L194 48L191 46V48H190V50L188 51V52H186V54L184 55V61L183 62H180V67H181V69H182V71H184V72H182L184 75H182L181 77H180V80L178 81V83H176V84H174V89H176L178 86H179V84H180V86L179 87H185L186 86V88L187 87H189V84H192V83H194L195 84V88L194 89H192L191 91H194L195 92V94H197V93H202V94H206L207 93V89L208 88H211V90H212V92L211 93H213V91H216V93L214 92L213 94H216L215 95V97H213L212 95H210V97H207V98H209L210 100L208 101V106H210V107H212V106H217V107H219V110H218V114L216 115V116H214V117H210V118H208L206 121H200L199 119H197L196 120V125L194 126V128H193V132L199 137V138H202V139H207V140H209V145H210V147H209V145H207L208 147L206 148V150L205 151H198V149L196 150V148H193L194 147V143L197 141V140H195V139H191L190 141H188L187 142V144L183 147V148H181V150L179 151V150H177V149H175V150H170L169 151V155H171V157L165 162V165H164V169H162V171L163 172H165L166 171V173L164 174L165 176H171L172 178H173V175L171 174V172L173 173V170H174V168L175 167H177V165L180 163V162H182L183 160H185V156H186V154H189V155H191V154H202V153H207L208 152V154H210L211 153V151H212V153L214 154L218 149H222V148H224V149H222V153L221 154H223L226 158H227V156H228V160L223 156V155H221L220 154V158H218V160L219 161H221L222 160V162L223 161H229L230 160V158L232 157V155H233V159H235L236 160V158H239L238 156L240 155V154H242V150H241V145L239 144L238 145V143L236 144V145H234L232 142L228 145V147H224V140L222 139V138H224V136H223V134H219L218 136H219V138H213V137H210V135H208V133H207V131L209 130V128L215 123V122H217V121H219L220 119H222V118H220V117H222V116H226V114H231V116L233 115V117H234V119H238V118H242L243 119V125L241 126V128L239 129V131L240 130H242V132L244 131V133H242L241 131L239 132V137H240V139H239V141H240V143H242V144H246V143H248V144H250V143H252V142H254V143H256L255 144V146H257L256 148H257V151H259L260 153H261V155H264V144H262V143H264V119H263V121L261 122L262 124H259V125H256L255 127H253L251 124H250V120L252 119V117L257 113V111L256 110H258V109H256L255 108V106L253 107L252 106V104L251 103H253V99L254 98H256V94H258L259 95V98L258 99H260V98H263L264 99V92L262 93V91H264V55H261V54H263L262 52H263V49H261V46L264 44V22H262V20L264 21ZM48 15H50V16H48ZM53 15H55V16H53ZM64 16V18L66 17V19H62L63 18V16ZM73 17H72V16ZM81 15V16H80ZM91 15V16H90ZM98 15V16H97ZM111 15V16H110ZM114 16V18H113V16ZM126 15V16H125ZM129 15V16H128ZM161 15V16H160ZM172 15V16H171ZM183 15V16H182ZM219 15V16H218ZM226 15V16H225ZM235 15V16H234ZM261 15H262V17H261ZM58 16V17H57ZM60 16V17H59ZM62 16V17H61ZM70 17V19H69V17ZM84 18H83V17ZM87 16H90L89 18H87ZM104 16H106V20L104 19L103 20V17ZM143 16V17H142ZM148 16V17H147ZM162 16H163V19H162ZM227 16H229V17H227ZM239 16V17H238ZM15 17H18V18H15ZM48 17H50V18H48ZM74 17H76V18H74ZM81 17H82V19L84 20H82L81 19ZM100 19H99V18ZM119 17V18H118ZM129 17V18H128ZM133 17V18H132ZM171 17V18H170ZM232 17H234V18H232ZM19 18H21V19H19ZM43 18L46 20H43ZM94 18V19H93ZM105 18V17H104ZM116 18V19H115ZM117 18L118 19H121V20H117ZM125 18H127V20H129V21H126V19ZM131 18H132V20H131ZM140 18V19H139ZM169 18H170V20H169ZM222 18V20H220ZM223 18H226V19H223ZM229 18V20H227ZM232 18V19H231ZM13 19V20H12ZM14 19H15V21H14ZM16 19H18V20H16ZM49 19V20H48ZM51 19V20H50ZM54 19V20H53ZM59 19V20H58ZM72 19H76V22L78 23H75V20H72ZM81 19V20H80ZM87 19V21H85ZM112 19V20H111ZM125 19V20H124ZM136 19L138 20V21H136ZM209 19V18H208ZM208 19H205L206 21L208 20ZM236 19V20H237ZM37 20V21H38ZM56 20V22H54ZM60 20H61V22H60ZM63 20V21H62ZM80 20V21H79ZM91 20V21H90ZM93 20V21H92ZM102 20V21H101ZM115 20H117V21H115ZM143 20V21H142ZM145 20V21H144ZM148 20V21H147ZM150 20H151V22H150ZM153 20V21H152ZM169 20V21H168ZM227 20V21H226ZM261 20V21H260ZM14 21V22H13ZM51 21V22H50ZM67 21V22H66ZM95 21V22H94ZM100 21V23H98ZM111 21H113V22H111ZM213 21V22H214ZM220 21V22H219ZM229 21V22H228ZM9 22V21H8ZM16 22V23H15ZM18 22V23H17ZM65 22H66V24L69 22V24H65ZM71 22V23H70ZM84 24H82V23ZM86 22H87V24H86ZM101 22H102V24H101ZM104 22L106 23V25L104 24ZM109 22H111V23H109ZM117 22V23H116ZM128 22V23H127ZM252 22H254V23H252ZM262 22V23H261ZM15 23V24H14ZM57 23V24H56ZM61 23V24H60ZM73 23H74V25H73ZM80 23V24H79ZM96 23V24H95ZM107 23H109L108 24V26H107ZM118 24L117 25V27H116V24ZM124 23V24H123ZM158 23H160V24H158ZM228 23V24H227ZM257 23V24H256ZM12 24V25H11ZM37 24H38V22H37ZM60 24V25H59ZM72 24V25H71ZM90 24H92V26L90 25ZM95 24V25H94ZM104 24V25H103ZM110 24L113 26V28L114 29H112V31H111V26H110ZM113 24H115V25H113ZM132 24V25H131ZM141 24V25H140ZM152 24H154V25H157L158 24V26H155L154 27V25H152ZM169 24V25H168ZM254 24V25H253ZM18 25V26H17ZM20 25V26H19ZM65 25V26H64ZM87 25V26H86ZM96 27H94V26ZM100 27H99V26ZM134 25V26H133ZM145 25V26H144ZM152 25V26H151ZM162 25V26H161ZM166 25H167V27H166ZM185 25V26H184ZM260 25V27L258 28V26ZM16 26H17V28H16ZM76 28H75V27ZM105 26H106V28H105ZM111 28H110V27ZM147 26V27H146ZM165 26V27H164ZM170 26V27H169ZM178 26L180 27V28H178ZM244 26H246V27H244ZM251 26H253V27H251ZM262 26V27H261ZM13 27V28H12ZM63 27V28H62ZM68 27H70V28H68ZM98 27H99V29H98ZM107 30H105L104 28ZM127 27V28H126ZM130 27H132V28H130ZM159 29H158V28ZM161 27V28H160ZM247 27H248V29H247ZM249 27H251V29L249 28ZM257 27V28H256ZM62 28V29H61ZM72 28V29H71ZM92 28V29H91ZM95 28V29H94ZM116 28H118V31H117V29ZM129 28V29H128ZM136 28V29H135ZM247 29V31H246V29ZM260 28L262 29V30H260ZM11 29H13V30H11ZM21 29V30H20ZM66 29V30H65ZM89 29H90V31H89ZM97 29V30H96ZM121 29V30H120ZM153 29H154V32H153ZM155 29H157L156 31H155ZM169 29V30H168ZM240 29V30H239ZM257 29V30H256ZM19 30V31H18ZM45 30V29H44ZM43 30V31H44ZM63 30V31H62ZM92 30H94L93 32H91ZM105 30V31H104ZM125 30V31H124ZM153 32H151V31ZM168 32H167V31ZM256 30V31H255ZM10 31H12V32H10ZM22 31V32H21ZM103 31V32H102ZM109 31V32H108ZM111 31V32H110ZM120 31H121V33H120ZM136 31H139V32H136ZM146 31V32H145ZM148 31H149V33H148ZM159 31L160 32H162V33H159ZM164 31H166L165 33H164ZM249 31V32H248ZM5 32V33H4ZM8 32V33H7ZM123 32V33H122ZM125 32V33H124ZM2 33V34H1ZM14 33V34H13ZM16 33V34H15ZM22 33V34H21ZM105 33V34H104ZM115 33H116V35H115ZM170 33H172V34H170ZM175 33V34H174ZM231 33V35H229V33H227L225 36H224V38H221L224 34H222V35H219L218 36V38L217 39H219V40H215L214 42H213V44L214 43H216V44H214V45H216V46H214L215 48H216V50L217 51H220L223 47H225V46H227L228 44H229V40H231V39H233L234 37H236V36H234L233 34ZM250 33V34H249ZM253 35H252V34ZM261 33V34H260ZM262 33H263V35H262ZM3 34H4V36H3ZM12 34V35H11ZM54 34V35H53ZM58 36H57V35ZM104 34V35H103ZM143 34H144V36H143ZM149 34V35H148ZM161 34H164V35H161ZM174 34V35H173ZM177 34V35H176ZM179 34V35H178ZM246 34V35H247ZM259 34L260 35H262V37L261 36H259ZM5 35H6V37L8 38V40H7V38L5 37ZM46 35H48V36H46ZM51 35V36H50ZM54 37H53V36ZM70 34H68V36H69ZM107 35H109V36H107ZM113 35V36H112ZM143 36V37H140V36ZM192 35H194V32H190V35H185V37L186 38H190L189 39V41L190 42H196V37L195 36H192ZM227 35H229V36H227ZM252 35V36H251ZM258 35V36H257ZM23 36V37H22ZM107 36V38H105ZM114 36H116V37H114ZM128 36H130V37H128ZM146 36V37H145ZM149 38H148V37ZM157 36V37H156ZM159 36V37H158ZM179 36V37H178ZM190 36V37H189ZM254 36H255V38H256V40H255V38H254ZM2 37V38H1ZM13 37V38H12ZM22 37V38H21ZM44 37H46V38H44ZM128 37V38H127ZM135 37V38H134ZM140 37V38H139ZM153 37V38H152ZM160 37H162V38H160ZM167 37V38H166ZM231 38V39H229V38ZM233 37V38H232ZM253 37V38H252ZM9 38H12V39H9ZM16 38V39H15ZM21 38V39H20ZM50 38H52V39H50ZM77 38V37H76ZM78 38H79V36H78ZM77 38V39H78ZM112 38V39H111ZM126 40H125V39ZM151 38V39H150ZM23 39V40H22ZM49 39V40H48ZM87 39V40H88ZM109 39V40H108ZM122 39L124 40V41H122ZM142 39H143V41H142ZM145 39V40H144ZM147 39V40H146ZM152 39H154V40H152ZM221 39V40H220ZM258 39V40H257ZM261 39L263 40V41H261ZM4 40V41H3ZM6 40V41H5ZM16 40V41H15ZM19 40V41H18ZM40 40V41H39ZM45 40V41H44ZM79 41L77 42V43H75V44H71L70 43V45L69 44H67V45H60L59 47H57V50H59L58 52H57V50H56V48L54 49V51H55V54H57V53H63V52H66L67 50H69L71 47H72V49L73 50H76L78 47H79V45H80V41H81V39H78ZM151 41V43H150V41ZM157 40V41H156ZM163 40V41H162ZM168 40V41H169ZM4 43H3V42ZM22 41V42H21ZM24 41H25V44H24ZM35 41V42H34ZM106 41H108V44H106ZM133 41V42H132ZM256 41V42H255ZM9 45H6V43ZM18 42H20V43H18ZM131 42H132V44H131ZM147 42V43H146ZM156 42H159V43H156ZM226 42V45L224 44ZM260 42V43H259ZM263 42V43H262ZM17 45V46H19V48L18 47H16L15 46V44ZM33 45H32V44ZM38 43V44H37ZM79 43V44H78ZM104 43L107 45H105L104 46ZM113 43V44H112ZM128 43V44H127ZM165 43V44H164ZM219 43V44H218ZM228 43V44H227ZM27 44V45H26ZM29 44H30V46H29ZM44 44V45H43ZM50 44V43H49ZM111 44V45H110ZM138 44H139V46H138ZM143 44V45H142ZM156 44H158V45H156ZM257 44V45H256ZM23 45V46H22ZM34 45L36 46V47H34ZM38 45V46H37ZM51 45V44H50ZM76 45L78 46V47H76ZM141 45V46H140ZM222 47H221V46ZM259 45V46H258ZM6 46H8V48L6 47ZM12 46V47H11ZM27 46H29L28 47V49H27ZM73 46H74V48H73ZM157 46V47H156ZM160 46V47H159ZM202 46V47H201ZM218 46V47H217ZM256 46V47H255ZM260 48H258V47ZM14 47H16V48H14ZM102 49H101V48ZM124 47V48H125ZM138 47H140V48H138ZM156 47V48H155ZM200 47V48H199ZM3 48V49H4ZM13 48V49H12ZM18 48V50H16ZM24 48V49H23ZM26 48V49H25ZM32 48H35V49H32ZM38 50H37V49ZM68 48V49H67ZM165 48V49H164ZM254 48V49H253ZM12 49V50H11ZM23 51H22V50ZM41 49V50H40ZM64 49V50H63ZM110 49V50H109ZM169 49V50H168ZM192 49V50H191ZM212 49H213V47H212ZM211 49V50H212ZM15 50V51H14ZM30 50V51H29ZM32 50H33V52H32ZM35 50V51H34ZM127 50V51H126ZM148 50H149V48H148ZM261 51V53H260V51ZM13 51V52H12ZM22 51V52H21ZM52 51V50H51ZM168 51V52H167ZM17 52V53H16ZM109 52V53H108ZM121 52V53H120ZM162 52V53H161ZM39 55H38V54ZM116 53V54H115ZM119 53V54H118ZM142 53H144V51L142 52ZM169 53V54H168ZM193 53V54H192ZM221 53V52H220ZM251 53V54H250ZM86 54H87V58H86ZM110 54V55H109ZM122 54H123V56H122ZM161 56H160V55ZM163 54V55H162ZM168 54V55H167ZM187 54H188V56H187ZM217 54H219V53H217ZM38 55V56H37ZM76 55V56H75ZM73 57H72V60H75V59H77L78 61H79V63H81L83 66H84V73H85V65L84 64H88V63H90V61H91V59L88 57L89 56V52L88 51H85V54H80V53H76ZM80 55V56H79ZM166 55H167V57H166ZM170 55V56H169ZM194 55V56H193ZM247 55V56H246ZM127 56V57H128ZM259 56H260V58H259ZM85 57V58H84ZM162 57H163V59H162ZM263 57V58H262ZM36 58H37V60H36ZM79 58V59H78ZM81 58V59H80ZM129 58V57H128ZM131 58V57H130ZM202 58H205V59H202ZM27 59V58H26ZM25 59V60H26ZM116 59H113V60H116ZM188 59V60H187ZM194 59V60H193ZM195 59H197V61H195ZM201 59V60H200ZM207 59V60H206ZM236 59V61L237 62H239L240 60L239 59H237V58H235ZM76 60V61H77ZM89 60V61H88ZM108 60V61H107ZM112 60V59H111ZM112 60V61H113ZM106 61V62H105ZM192 61V62H191ZM201 61H203V62H201ZM110 62V61H109ZM134 62V61H133ZM133 62L131 63V65H128L129 66V70H127L126 71V73L124 72L123 73V76H126V75H128V76H130V75H137V74H139V73H143V66H137V64L136 63H134L133 64ZM160 61H159V63H161ZM189 62L191 63V64H189ZM196 62V63H195ZM198 62H199V64H198ZM258 62V63H257ZM84 63V64H83ZM194 63V64H193ZM103 64V65H102ZM187 64V65H186ZM255 64H256V66H255ZM262 64V65H261ZM191 65V66H190ZM197 65V66H196ZM200 65V66H199ZM102 66H103V68H102ZM107 66V67H106ZM178 66V65H177ZM97 67V66H96ZM104 67H106V68H104ZM137 67L139 68L138 70H137V72H135L136 71V69H137ZM185 67V68H184ZM190 67V68H189ZM196 67V68H195ZM202 67H204L203 68V70L202 69H200V68H202ZM262 67V68H261ZM254 68V69H253ZM0 69H1V64H0ZM174 69V70H173ZM172 70H170V71H172V73L173 74H177L178 75V70H176V68H173ZM196 69H197V71H196ZM202 70L201 71V73H199V74H197L198 72H200V70ZM135 70V71H134ZM187 72H186V71ZM194 70H195V72H197V73H195L194 72ZM255 70V71H254ZM263 70V71H262ZM100 71H102V72H100ZM250 71H252L251 72V74H249L250 73ZM62 74H63V69H62V71H60ZM96 72V75L94 74ZM191 72H194V74L193 73H191ZM261 73H262V75H261ZM61 74V75H62ZM125 74V75H124ZM186 74V75H185ZM196 74V75H195ZM201 74V75H200ZM204 74V76L206 75L207 76V78L206 77H203L202 75ZM260 74V75H259ZM16 75V73L14 74V76ZM188 75V76H187ZM198 75H200V76H198ZM247 75H248V77H247ZM193 76H195V77H193ZM82 77V76H81ZM80 77V78H81ZM127 77V76H126ZM184 77V78H183ZM199 77V78H198ZM246 77V78H245ZM261 77V78H260ZM167 78H168V74L166 75V77H163L161 80H160V82H161V84H163V86H162V89H165V88H167L168 89V87H166V86H169L170 85V87H172V85L171 84H169L168 82H166L167 81ZM183 78V79H182ZM194 78V79H193ZM258 78H260V79H258ZM82 79V78H81ZM80 79V80H81ZM182 79V80H181ZM190 79V80H189ZM197 79V80H196ZM258 79V80H257ZM78 80V84H79V82L81 83V84H83L84 83V81L83 80ZM114 80V81H113ZM111 82H109V83H112L113 85L111 86V88L112 89H114V90H117V89H115L116 87L117 88H121L122 87V82L120 81V80H117V79H115V77H114V79H113ZM185 80V81H184ZM256 80V81H255ZM117 81V82H116ZM119 81V82H118ZM123 81V80H122ZM192 81V82H191ZM202 81H204L203 83H204V87H203V83H202ZM245 81V82H244ZM160 82L158 83V84H155V83H153V82H151V84H152V86H151V84H149L150 85V88H146L144 91H143V93H144V95L147 93V95H140V97L141 98H146L151 92H152V89L154 90L158 85H160ZM186 82V83H185ZM199 82V84H197ZM207 82V83H206ZM210 82V83H209ZM256 82H259V84L258 83H256ZM118 83H121L120 85L118 84ZM188 83V84H187ZM242 83V84H241ZM168 84V85H167ZM186 84V85H185ZM254 84V85H253ZM155 87H154V86ZM176 85V86H175ZM196 85H197V88H196ZM200 85V86H199ZM213 87H212V86ZM241 85V86H240ZM262 85V86H261ZM114 86V87H113ZM116 86V87H115ZM121 86V87H120ZM258 86V87H257ZM154 87V88H153ZM169 87V88H170ZM200 87H201V89H200ZM202 87L204 88V89H202ZM251 87V88H250ZM262 87V88H261ZM190 88V87H189ZM213 88V89H212ZM242 88H243V90H242ZM10 89V88H9ZM191 89V88H190ZM196 89V90H195ZM198 89V90H197ZM200 89V90H199ZM215 89V90H214ZM252 89V91L250 92V90ZM150 90H151V92H150ZM261 90V91H260ZM10 91V90H9ZM197 91V92H196ZM257 91V92H256ZM241 92V93H240ZM246 92V93H245ZM250 92V93H249ZM255 93V94H254ZM90 94V95H89ZM89 94H85V95H83V96H81V98H78L79 100H75V104L74 103H72L71 104V107L69 108V110H71V111H73L74 110V112L76 111H79V109L81 110V108H83V106H86L85 104H89V103H91L92 102V100L94 99H92V95L93 96H95V94L92 92H89ZM248 94V95H250L252 98H250V96H246V95ZM7 95H8V93H7ZM229 95V96H228ZM143 96V97H142ZM219 96H221V97H219ZM244 96V97H243ZM261 96V97H260ZM263 96V97H262ZM217 97H219V98H217ZM223 97V99H224V101L226 102L224 105L222 104V105H219L218 104V100L220 99V98H222ZM228 97V98H227ZM240 97V98H239ZM33 98V99H32ZM216 98L218 99V100H216ZM230 98V99H229ZM239 98V99H238ZM245 98V99H244ZM246 98H250V99H246ZM0 99H1V95H0ZM25 99H26V101L27 100H29V102H33V104H37L38 102L39 103H44V101H42V100H44L43 98H41V97H32V96H26L25 97ZM24 99V100H25ZM36 99V100H35ZM39 101H38V100ZM41 99V100H40ZM214 99V100H213ZM226 99V100H225ZM244 100V102H245V104L248 106V109L246 110V108H247V106L244 104V102H243V100ZM252 99V100H251ZM82 100V101H81ZM91 100V101H90ZM215 100H216V102H215ZM246 100V101H245ZM88 101V102H87ZM230 101V102H229ZM248 101V102H247ZM250 101V102H249ZM85 102V103H84ZM87 102V103H86ZM229 102V103H228ZM83 103H84V105H83ZM211 103V104H210ZM242 103V104H241ZM74 104V105H73ZM213 104V105H212ZM250 104V105H249ZM264 104V100H263V102L261 103V105H263ZM9 104H6V106H8ZM41 105V104H40ZM80 105V106H79ZM242 107L243 105V110L245 109V111H243L242 110V108H240V106ZM64 106V105H63ZM74 106V107H73ZM77 107H79V108H77ZM222 109H221V108ZM235 107V108H234ZM250 107V108H249ZM260 107V106H259ZM6 108V107H5ZM8 108L10 109V106H8ZM73 108V109H72ZM75 108V109H74ZM231 108V109H230ZM60 109H61V107H60ZM77 109V110H76ZM233 109V110H232ZM236 109H238V110H236ZM252 109V110H251ZM256 109V110H255ZM68 110V111H69ZM242 110V111H241ZM253 110H254V112H253ZM186 111V112H185ZM188 111V112H187ZM241 111V112H240ZM221 112V113H220ZM228 112V113H227ZM233 112H235V113H233ZM238 112L240 113L239 115H238ZM252 112V113H251ZM256 112V113H255ZM244 113H246V115H248V117L247 116H243L244 115ZM251 113V114H250ZM185 114H187V115H189L190 113H189V110L186 108V107H184V109L182 110V112H177V113H175L174 115V117H172L173 118V120H175L176 122H178L180 119H181V117L183 116V117H185L186 115ZM222 114V115H221ZM219 115V116H218ZM253 115V116H252ZM177 116V117H176ZM252 116V117H251ZM182 117V118H183ZM186 117H189V116H186ZM238 117V118H237ZM244 117V118H243ZM178 118V119H177ZM215 118V119H214ZM250 118V119H249ZM254 118V117H253ZM245 119V120H244ZM169 120H172L171 118L169 119ZM168 120V121H169ZM209 120V121H208ZM212 120V121H211ZM211 121V122H210ZM245 121V122H244ZM201 122H202V124H201ZM64 122H62L61 123V125L60 126H64L65 125V123L63 124ZM245 123V124H244ZM198 124H199V126H198ZM167 125V127L168 126H170L169 125V123H167L166 124ZM206 126V127H204V126ZM245 125H246V127L249 125V127H245ZM97 126H99V128H100V132L101 133H99V136H103L107 131L106 130H108V128L110 129V124L108 125V128H107V126H103V125H101V124H98ZM101 126V127H100ZM245 128H244V127ZM252 126V127H251ZM259 126H261V127H259ZM259 127V128H258ZM106 128V129H105ZM148 128V129H147ZM203 128V129H202ZM249 128V130H247ZM261 128V131L259 130ZM163 129V128H162ZM204 129H205V131H204ZM229 129H231V127L230 128H228V129H226L227 131H225V132H230L229 131ZM105 130V131H104ZM146 130L148 131L147 132V134H151L152 135V137L153 136H156V134H155V131H154V128H151V127H146ZM197 130H199V131H197ZM254 131V133H253V131ZM104 131V132H103ZM150 131H152V132H154V133H150ZM202 131H203V133H202ZM224 131L223 132H221V133H224ZM248 131V133H246ZM252 131V132H251ZM257 131H260V132H257ZM205 132V133H204ZM198 133V134H197ZM189 134H190V132H189ZM206 134V135H205ZM243 136H242V135ZM245 134V135H244ZM246 134H247V136H246ZM252 134V135H251ZM263 134V135H262ZM208 135V136H207ZM220 135H221V138H220ZM254 135V136H253ZM260 135V136H259ZM217 136V137H218ZM246 138H245V137ZM259 136V137H258ZM243 137V138H242ZM249 138H251V140L249 139ZM260 139V141H261V139H262V141L260 142L259 141V139ZM210 139H212L211 141H210ZM246 139V140H245ZM217 140V141H216ZM254 140H257V141H254ZM250 141V142H249ZM252 141V142H251ZM194 142V143H193ZM220 142V143H219ZM222 142H223V144H222ZM211 143L213 144V145H211ZM219 145H218V144ZM217 144V145H216ZM233 144V145H232ZM260 144H261V146H260ZM238 145V146H237ZM263 145V146H262ZM164 146V145H163ZM165 146H166V148L167 149H169V143H166L165 144ZM214 146V147H213ZM215 146H217V147H215ZM220 146V147H219ZM187 147V148H186ZM210 148H212V150L209 149ZM226 148V149H225ZM238 148H240V149H238V150H241V151H238L237 149ZM258 148H260V149H258ZM182 149H183V152H182ZM191 149V150H190ZM194 149V150H193ZM227 149H229L228 151H226ZM235 149V150H234ZM186 150V151H185ZM190 150V151H189ZM193 150V151H192ZM196 150V151H195ZM195 151V152H194ZM214 151V152H213ZM233 151H235L234 153H233ZM238 151V152H237ZM197 152V153H196ZM114 153V154H113ZM115 153H116V150L115 151H112L111 153H109V155L108 156H110V158L108 157H106L104 160H102L101 162L100 161H98L97 162V164H101V163H103L104 161H108V159L110 160L111 158H113V155L115 156ZM181 153V154H180ZM237 153H239V155L237 154ZM113 154V155H112ZM236 154V155H235ZM180 155V156H179ZM229 155L231 156V157H229ZM235 155V156H234ZM238 155V156H237ZM183 156V157H182ZM37 157V156H36ZM33 158V159H31L30 160V165H33V167H34V165H36L39 161V159H38V157L37 158ZM236 157V158H235ZM175 158V159H174ZM184 158V159H183ZM225 160H224V159ZM173 159V160H172ZM177 159V160H176ZM232 158H231V160H233ZM170 160H172V161H170ZM175 160V161H174ZM33 162V163H32ZM35 162V163H34ZM173 162V163H172ZM176 164H175V163ZM248 162V164H251V162H250V160H248L247 161ZM250 162V163H249ZM209 163V165H208V169L207 170H210V172L211 173H217L218 171L217 170H219V162L218 161H214V162H208ZM207 163V164H208ZM212 163V164H211ZM93 164H96V163H93ZM214 165V166H213ZM174 166V167H173ZM213 166V167H212ZM215 166H217L216 168H215ZM172 167H173V169H172ZM216 169V170H215ZM168 170V171H167ZM217 171V172H216ZM210 172H208L207 171V173H206V176L204 177V179H202L201 178V176H199V179L200 180H202V181H205V182H208L207 180H205V178H207V179H210V178H208V176L210 175ZM259 173H254V174H251L249 177L248 176H246L245 175V173H240V174H238V178H237V181L238 180H240V181H238L236 184V186H230L229 187V189L230 190H232L233 188H234V190H232V191H234V192H238L239 193V190H241V194H242V198H240V202L238 201L237 202V204H236V206H238V207H233V208H228V209H226L224 212H223V214H222V212L220 211V210H223L224 209V206H226L227 205V201L228 200H226V199H228V198H220V197H218V198H213L212 200H209L208 202H206L205 204H203V203H201V201H200V191L198 192V193H200V194H191V191L190 192H188L187 193V196H185L186 197V199H182L181 201H180V203H179V205H178V212L179 213H176V214H174V216H175V218L174 217H172L175 221H177V223H176V225H175V227L173 226V228H174V230H173V232H174V235H173V232H172V236L170 235H168V237H165L164 239H162L161 240V242H158L157 244H155L154 245V247H153V250L152 251H150L146 256H144L142 259H141V263H139V264H143V263H145V264H154V263H156L162 256H165L164 255V253L167 255V254H170L169 253V250H171V252H172V250L174 249V251H178V253H180L179 255V257H183L185 254H187L188 252L187 251H189L190 249V253L191 252H195V251H197V250H199L200 249V245L201 246H203V244L205 243V241H207L209 238H212V236H213V233L215 232V231H217L218 229H220L221 228V226L223 225V227L224 226H227L228 224H229V226H231L232 225V227H231V230L233 229V228H236L237 226H239V225H241V224H243L244 226H245V224H248V227H247V225L244 227V228H246V229H244V230H246V232L245 231H243V236H242V239H240L239 238V236H240V234L238 235V232H237V234L235 233V232H232V231H230V229H229V231H227L226 232V235H227V233L228 232H230L228 235H227V237H226V235H225V238L224 239H226L227 240V242H226V240H225V244L226 243H229L230 245H224L223 247H221L220 249L222 250H218L217 252L219 253V251H220V256H219V254L216 252H213L212 254H210V257H208V258H205V262H203V261H199L198 263L199 264H203V263H205V264H225L226 262H227V264H253V263H255V261H256V263L257 262H259V261H264V236H263V233H264V193L262 194V191L264 192V171H261V170H259L258 171ZM135 174V173H134ZM227 174H229L228 172L226 173V171H225V174H223V175H226V176H224V177H220V181H218V183L217 184H219V185H217L216 184V188L218 189V190H221L220 189V184L221 185H223L224 184V182H226V179H225V177H227ZM240 175V176H239ZM212 175H210V177H211ZM243 176H245V179L244 178H242ZM8 178H9V176H7V177H4L3 179H1L0 180V185H2V184H4L5 183V181H7L8 180ZM242 179V180H241ZM247 179V180H246ZM223 180V182L221 183V181ZM250 180H251V182H250ZM201 181V182H202ZM242 181H245V187H243V188H239L237 191H235L236 189H235V187L237 188V186L238 185H240L241 183H242ZM246 181H248V182H250V183H247ZM258 183H257V182ZM255 183V185H253L254 183ZM259 182H261V183H263V184H261V183H259ZM210 185H211V183L210 182H208ZM256 183L258 184V185H256ZM249 184V185H248ZM209 185V186H210ZM261 185H263V187L261 186ZM246 186H247V188H246ZM249 186H251V187H249ZM249 187V188H248ZM258 187V188H257ZM146 189H148V192L151 190V188H146ZM146 189H142L143 191L145 190V192H142V193H140V194H143L144 196H146L145 194L147 193V195H150L148 192H147V190ZM150 189V190H149ZM160 189H162V187L161 186H158L157 188H156V191L157 192H155V194H157L158 193V191L160 190ZM242 189H244V190H242ZM247 189V190H246ZM252 189L254 190L253 192H252ZM248 191V193H246V191ZM243 191H245V192H243ZM258 191V192H257ZM171 193H175V192H173V190L172 191H170ZM171 193H169L170 195H166L167 196V198H166V200L167 199H169L170 197H172V195L173 194H171ZM191 195H193V196H191ZM245 193V194H244ZM251 193L253 194V198L251 199V197H252V195H251ZM257 193H259V195L261 194V196H259ZM243 194H244V196H246V197H243ZM229 195V197H230V195H231V193H229L228 194ZM254 195H256V196H254ZM141 195H139V196H137V197H140ZM158 197H159V195H157ZM189 196H191V197H193L194 199L193 200H191L190 202L192 203V201H193V203L191 204V208L192 209H190L189 210V208L187 209V210H182V204L183 203H185V201L187 200V198L189 197ZM198 196V197H197ZM262 196H263V198H262ZM136 197V198H137ZM257 197V198H256ZM259 197V198H258ZM197 198H198V200H197ZM258 199V200H257ZM259 199H260V202H261V205H259ZM182 201H184V202H182ZM210 201L212 202V203H210ZM242 201H243V203H245V204H243L242 203ZM250 201V202H249ZM252 201V202H251ZM255 201V202H254ZM249 203H251V204H249ZM254 203H255V205H254ZM258 203V204H257ZM196 204V205H195ZM217 204V205H216ZM222 204V205H221ZM242 204L243 205V207H242V205H241V207H240V205ZM250 205V206H246V205ZM193 205V206H192ZM195 205V206H194ZM200 205V207H196V206H199ZM203 205V206H202ZM258 205V206H257ZM182 206V207H181ZM215 206H217L216 208H215ZM218 206H220L221 207V209H220V207L218 208ZM253 206H254V208H253ZM194 207V208H193ZM195 207H196V209H195ZM247 207H249V209H250V211H249V209H247ZM262 207V208H261ZM223 208V209H222ZM256 208V209H255ZM213 209V210H212ZM215 209H216V211H215ZM231 209V210H230ZM239 209V211H235L234 212V210H238ZM192 210H193V212H192ZM217 210L219 211L218 213H220V214H222L221 216H220V214H218L217 213ZM230 210V211H229ZM256 210V211H255ZM259 210V211H258ZM183 212V211H187V213L186 212H183V216L185 217V218H187V219H183L184 217H182V215H181V212ZM214 211H215V213H214ZM232 211V212H231ZM254 211V212H253ZM261 211V212H260ZM195 212V213H194ZM213 212V213H212ZM238 212V213H237ZM251 212V213H250ZM259 213L260 215H258L257 213ZM263 212V213H262ZM209 213H210V215L211 214H213V215H215V216H210L209 215ZM232 213H234V214H232ZM249 213V214H248ZM177 214H179V215H181V216H179V215H177ZM186 214V215H185ZM191 214H192V216H191ZM218 214V215H217ZM190 215V216H189ZM202 215V216H201ZM252 215H254V216H252ZM257 215L259 216V217H257ZM178 216V217H177ZM189 216V217H188ZM204 216V217H203ZM220 216V217H219ZM252 217V219H251V217ZM182 217V218H181ZM195 217H196V219H195ZM201 217H203V218H201ZM206 217H208V218H206ZM214 217V218H213ZM217 217L220 219V220H222V222L219 220H217ZM245 217V218H244ZM246 217H247V219H246ZM249 217H250V219H249ZM255 217V218H254ZM124 218V219H123ZM216 218V219H215ZM222 218V219H221ZM233 218V219H232ZM155 219H156V217H154L153 219H149V221L150 222H152V223H149L150 224V226H152L153 227V229H156V228H158V225H156V226H154V225H152L153 223L155 224V222H153V221H155ZM190 219V220H189ZM191 219H192V221H191ZM194 219V220H193ZM199 219L200 220H206V222L208 223V225H206V228H204V230H202V233L201 232H198V233H200V235L199 234H194V236L193 235H191V236H193V237H191L190 236V233H191V231H190V233H189V227L190 226H192L194 223H198V221H199ZM225 219V220H224ZM226 219H227V221L228 220H230L231 222L229 223V221H228V223H227V221H226ZM242 219H245V220H242ZM263 219V220H262ZM122 220H125V217L124 216H122ZM172 221V219L170 220V221H172V222H175V221ZM183 220V221H182ZM187 220H188V222H187ZM195 220H196V222H195ZM208 220V221H207ZM211 220V221H210ZM217 220V221H216ZM262 220V221H261ZM179 221H181L180 223H178ZM194 221V222H193ZM215 221H216V223H215ZM238 221V222H237ZM244 221V222H243ZM123 222V221H122ZM172 222H170L172 225L174 224V223H172ZM189 223V224H187V223ZM213 222V224L211 225V223ZM224 222H225V225H224ZM240 222V223H239ZM241 222H243V223H241ZM248 222V223H247ZM249 222H251L250 223V225H249ZM254 222H255V226H256V228H258V229H256L255 228V226L253 225L254 224ZM260 222V223H259ZM191 223H193V224H191ZM220 223H222V224H220ZM227 223V224H226ZM233 223V224H232ZM235 223V224H234ZM239 223V224H238ZM253 223V224H252ZM259 223V224H258ZM261 223L263 224V225H261ZM179 224V225H178ZM184 224V225H183ZM186 224V225H185ZM217 224H219V225H221V226H219V225H217ZM257 224L259 225V226H257ZM121 225H122V223H121ZM188 225V226H187ZM118 228H117V227ZM116 226H114L115 227V229L113 228V226H112V228L115 230V231H118V230H120L121 229V227L122 226H118V225H116ZM150 226H149V229H151V230H153L152 229V227L150 228ZM183 226V227H182ZM249 226H250V228H252V229H250L249 228ZM178 227V228H177ZM187 227V228H186ZM211 227V228H210ZM215 227H217V228H215ZM260 227V228H259ZM120 228V229H119ZM191 228V227H190ZM208 228H209V230H208ZM213 228V229H212ZM215 228V229H214ZM249 228V229H248ZM178 229V230H177ZM212 231H211V230ZM248 229V230H247ZM261 229V230H260ZM186 230V231H185ZM213 230H215V231H213ZM253 230V231H252ZM258 232H257V231ZM183 231V232H182ZM203 231H205V232H203ZM210 231V232H209ZM219 231V230H218ZM179 232H181V233H179ZM184 232L186 233V234H184ZM213 232V233H212ZM232 232V233H231ZM252 232H253V235H252ZM139 234H141L140 232H138ZM138 233H136L135 235H137ZM187 233H188V235H187ZM209 233H212V235L211 234H209ZM216 233V232H215ZM249 233V234H248ZM251 233V234H250ZM176 234H178L177 236H176ZM230 234H231V237H230ZM180 235V236H179ZM198 235V236H197ZM208 235V236H207ZM232 235H234V236H232ZM238 237H237V236ZM246 235V236H245ZM183 238H182V237ZM186 236V237H185ZM247 236H248V238H247ZM174 237V238H173ZM178 237V238H177ZM196 237V238H195ZM200 237V238H199ZM228 237H230L229 239H227ZM236 237V238H235ZM186 238V239H185ZM194 240H193V239ZM250 238V239H249ZM179 239H181V241H180V244L182 243V242H184L185 240H187V241H185L184 242V244L182 243L181 245L179 244V246H178V243H179ZM190 239H192V240H190ZM230 239L231 240H233V241H230ZM235 239H236V241H235ZM239 239V240H238ZM248 239H249V241H248ZM168 240V241H167ZM202 240V241H201ZM243 240V241H242ZM245 240V241H244ZM235 241V242H234ZM248 241V242H247ZM262 241H263V243H262ZM189 242V243H188ZM231 242V243H230ZM242 242V243H241ZM247 242V243H246ZM192 243H194L195 244V247H194V244H191ZM200 243V244H199ZM239 243V244H238ZM175 244H177L176 246H175ZM190 244V245H189ZM235 244H238V245H240L239 247H237L238 245H235ZM243 244H245L244 245V247L246 248H244L242 245ZM246 244H247V246H246ZM256 244H257V246H256ZM261 244V245H260ZM188 245V246H187ZM234 245V247H232V246ZM173 246H175V247H173ZM182 247V246H184V248L182 247V248H179L178 249V247ZM185 246H186V248H185ZM191 247V248H187V247ZM192 246H193V249H192ZM228 246V247H227ZM173 247V248H172ZM229 247H231V248H229ZM177 248V249H176ZM197 248V249H196ZM244 248V249H243ZM184 249H186L185 250V252H187V253H185L184 252ZM189 249V250H188ZM196 249V250H195ZM226 249H229V250H226ZM242 249V250H241ZM193 250V251H192ZM224 250H226V251H224ZM235 250L236 252H233V251ZM238 250H240V251H238ZM258 250V251H257ZM165 251H167V253L165 252ZM181 251H182V253H181ZM232 252V253H228V252ZM243 251V252H242ZM257 251V252H256ZM184 252V253H183ZM226 252V253H225ZM254 252L256 253V254H254ZM162 253H163V255H162ZM177 253V254H178ZM234 253V254H233ZM236 253H238V254H236ZM258 253V254H257ZM218 254V255H217ZM222 254H224V255H222ZM226 254V255H225ZM229 254V255H228ZM236 254V255H235ZM159 255H161V257L159 256ZM212 255V256H211ZM214 255V256H213ZM230 255L232 256V257H230ZM234 255V256H233ZM158 256H159V258H158ZM220 258H219V257ZM229 257V258H226V259H224L225 257ZM260 257H262V258H260ZM233 258V259H232ZM222 259V260H221ZM228 259V260H227ZM257 259V260H256ZM259 259V260H258ZM129 259H127V260H125L124 261V263L123 264H128V261ZM219 260V261H218ZM231 260V261H230ZM128 261V262H127ZM207 261V262H206ZM217 261V262H216ZM221 261H223V262H221ZM231 262V263H229V262ZM254 261V262H253ZM219 262V263H218ZM225 262V263H224ZM253 262V263H252ZM179 264H184L183 262H181V263H179Z\"/></svg>","mask_w":264,"mask_h":264}]
</instances>
